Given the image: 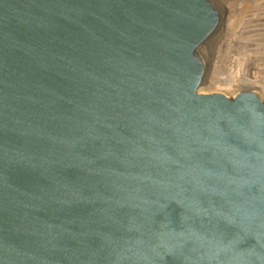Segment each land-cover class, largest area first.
<instances>
[{"label": "water", "instance_id": "obj_1", "mask_svg": "<svg viewBox=\"0 0 264 264\" xmlns=\"http://www.w3.org/2000/svg\"><path fill=\"white\" fill-rule=\"evenodd\" d=\"M208 0H0V264H264V102L200 94Z\"/></svg>", "mask_w": 264, "mask_h": 264}, {"label": "rangeland", "instance_id": "obj_2", "mask_svg": "<svg viewBox=\"0 0 264 264\" xmlns=\"http://www.w3.org/2000/svg\"><path fill=\"white\" fill-rule=\"evenodd\" d=\"M208 1L219 13L220 26L198 51L211 90L206 94L233 99L253 92L264 102V0Z\"/></svg>", "mask_w": 264, "mask_h": 264}, {"label": "bare ground", "instance_id": "obj_3", "mask_svg": "<svg viewBox=\"0 0 264 264\" xmlns=\"http://www.w3.org/2000/svg\"><path fill=\"white\" fill-rule=\"evenodd\" d=\"M219 26H220V24H218V26H217V28L215 29V31L210 35V37H208V38H211L216 32H217V30H218V28H219ZM209 40V39H208ZM205 42H207V39H206V41ZM204 42V43H205ZM204 43H202L200 46H199V48H198V51H200L201 49H203V44ZM206 83H205V81H204V79H203V83H202V86H201V88H200V90H199V92H200V94H206L208 91H209V87H206ZM204 86V87H203ZM211 91V90H210ZM209 91V92H210Z\"/></svg>", "mask_w": 264, "mask_h": 264}]
</instances>
